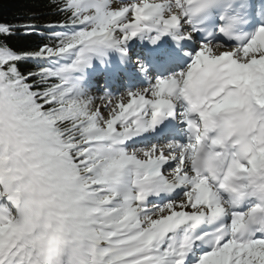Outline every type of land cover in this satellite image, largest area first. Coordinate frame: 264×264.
<instances>
[{
    "label": "snow or ice",
    "instance_id": "6c2138e0",
    "mask_svg": "<svg viewBox=\"0 0 264 264\" xmlns=\"http://www.w3.org/2000/svg\"><path fill=\"white\" fill-rule=\"evenodd\" d=\"M15 3L0 264H264V0Z\"/></svg>",
    "mask_w": 264,
    "mask_h": 264
},
{
    "label": "trees",
    "instance_id": "16d2710c",
    "mask_svg": "<svg viewBox=\"0 0 264 264\" xmlns=\"http://www.w3.org/2000/svg\"><path fill=\"white\" fill-rule=\"evenodd\" d=\"M17 10L15 0H0V16L11 19Z\"/></svg>",
    "mask_w": 264,
    "mask_h": 264
},
{
    "label": "bare ground",
    "instance_id": "6f19581e",
    "mask_svg": "<svg viewBox=\"0 0 264 264\" xmlns=\"http://www.w3.org/2000/svg\"><path fill=\"white\" fill-rule=\"evenodd\" d=\"M100 103H102V101H100V100H97L96 101V104H100Z\"/></svg>",
    "mask_w": 264,
    "mask_h": 264
}]
</instances>
